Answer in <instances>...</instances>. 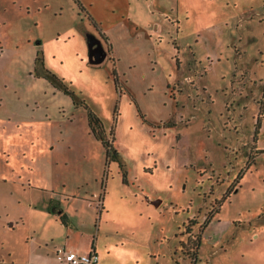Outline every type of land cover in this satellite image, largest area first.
<instances>
[{"label": "rangeland", "instance_id": "obj_1", "mask_svg": "<svg viewBox=\"0 0 264 264\" xmlns=\"http://www.w3.org/2000/svg\"><path fill=\"white\" fill-rule=\"evenodd\" d=\"M92 247L264 264V0H0V264Z\"/></svg>", "mask_w": 264, "mask_h": 264}, {"label": "trees", "instance_id": "obj_2", "mask_svg": "<svg viewBox=\"0 0 264 264\" xmlns=\"http://www.w3.org/2000/svg\"><path fill=\"white\" fill-rule=\"evenodd\" d=\"M107 39H108V37H107ZM63 92L65 94L70 95L72 98H75L74 94L66 87H64ZM73 100H74L75 105L79 103V101H76L75 99H73ZM81 104H83L87 110V122H88V127H89L90 132L93 134V136L96 139H98L102 142L101 144H102V146H104L103 148H105L106 159H111L113 161L118 162L120 165V168L122 170L123 178H125L126 171L124 170V167L122 166V164L120 162L119 153L113 147V141H114L113 136L110 139H107L106 136L104 135L103 124H102V121L100 120V118L91 109H89L83 101L81 102ZM137 110H138L140 117L143 119V114L140 112V110L138 108H137ZM228 194H229V192H228ZM228 194H226V196ZM222 201H223V199H222ZM219 206H220V203L218 201H216L215 202L216 208L214 207L213 211L217 212ZM58 208L59 207H56V208H54V210H56ZM59 218L62 220V222H65L66 215L63 213V214L59 215ZM190 222H191V220H190ZM188 225H189V223H188ZM201 232H202V227H200L199 233L196 235V237L193 240L191 239L192 248H193V253H192L193 259L196 257L197 250H198L199 245L201 243V234H200Z\"/></svg>", "mask_w": 264, "mask_h": 264}, {"label": "water", "instance_id": "obj_3", "mask_svg": "<svg viewBox=\"0 0 264 264\" xmlns=\"http://www.w3.org/2000/svg\"><path fill=\"white\" fill-rule=\"evenodd\" d=\"M86 42L89 62L95 65L101 63L107 56V52L105 51L101 41L93 34H88L86 35ZM154 203L157 204L156 201Z\"/></svg>", "mask_w": 264, "mask_h": 264}, {"label": "built area", "instance_id": "obj_4", "mask_svg": "<svg viewBox=\"0 0 264 264\" xmlns=\"http://www.w3.org/2000/svg\"><path fill=\"white\" fill-rule=\"evenodd\" d=\"M61 251V250H60ZM62 261L68 264H95L98 261L96 252L78 253L75 251L62 250Z\"/></svg>", "mask_w": 264, "mask_h": 264}, {"label": "crops", "instance_id": "obj_5", "mask_svg": "<svg viewBox=\"0 0 264 264\" xmlns=\"http://www.w3.org/2000/svg\"><path fill=\"white\" fill-rule=\"evenodd\" d=\"M107 36V35H106ZM64 251H66V250H64ZM91 251H94V252H96V254H97V251H96V249L94 248V247H92V249H91ZM62 253V252H61ZM98 256V255H97ZM61 258H62V256H61ZM62 260V259H61Z\"/></svg>", "mask_w": 264, "mask_h": 264}, {"label": "flooded vegetation", "instance_id": "obj_6", "mask_svg": "<svg viewBox=\"0 0 264 264\" xmlns=\"http://www.w3.org/2000/svg\"><path fill=\"white\" fill-rule=\"evenodd\" d=\"M88 34H90V33H87L86 35H88ZM95 36V35H94ZM97 38V37H96ZM98 39V38H97ZM100 40V39H99ZM101 41V40H100ZM102 43V42H101ZM103 45V44H102ZM106 51V50H105Z\"/></svg>", "mask_w": 264, "mask_h": 264}]
</instances>
